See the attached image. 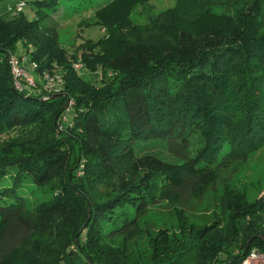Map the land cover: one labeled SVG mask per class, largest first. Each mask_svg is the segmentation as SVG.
I'll return each mask as SVG.
<instances>
[{
    "label": "trees",
    "instance_id": "1",
    "mask_svg": "<svg viewBox=\"0 0 264 264\" xmlns=\"http://www.w3.org/2000/svg\"><path fill=\"white\" fill-rule=\"evenodd\" d=\"M59 1L16 0L0 13V244H18L27 230L19 242L35 255L54 244L46 264H239L253 248L264 256V196L247 202L232 194L223 197L231 218L225 238L218 236L221 220L197 224L176 208L184 235L159 239L174 229H147L149 249L135 259L118 250L114 260L98 248L115 236L123 244L132 240L144 212L162 200L158 192L179 202L180 191L172 196L165 188L183 187L188 179L195 185L201 173L264 145V0H236L252 9L247 23L226 21L219 41L186 58L175 55L120 76L102 61L83 68H101L96 82L66 71L59 96L25 95L13 86L12 56L35 61L39 72L57 71L54 61L71 66L53 49L57 29L44 23ZM113 1L96 10L94 23L105 25L101 12ZM19 2L20 11L8 8ZM209 6V0H176L158 14L193 25ZM18 42L25 48L19 55ZM108 70L116 74L101 88ZM25 261L36 264L30 255Z\"/></svg>",
    "mask_w": 264,
    "mask_h": 264
},
{
    "label": "rangeland",
    "instance_id": "2",
    "mask_svg": "<svg viewBox=\"0 0 264 264\" xmlns=\"http://www.w3.org/2000/svg\"><path fill=\"white\" fill-rule=\"evenodd\" d=\"M15 1L0 0V13L5 12L6 7ZM175 1L115 0L101 12L102 22L105 24L101 27L94 23L93 18L96 10L109 0H60L57 11L51 13L44 23L57 29L58 44L53 49L57 53H63L65 63L70 65L71 62L74 69L71 66L65 69L62 64L55 61L52 68H56L62 74L64 83L67 77L66 71H75L83 75L87 81L96 82L101 78V68H96L92 73L83 68L85 65L91 67L96 63L102 64V61L107 62L109 67H114L118 76L135 75L142 69L152 67L157 61L175 55L186 58L192 49L197 50L199 46L214 44L222 37L221 32L226 21L229 22L231 19L246 21L245 17L249 19L248 12L252 11L249 8L245 9L241 3L236 4V0H209L210 6L199 23L183 24L172 16L158 14L172 7ZM24 10L27 11L29 18H34V13L29 8ZM84 20L86 22L81 23ZM102 36L105 37L99 45L93 47L94 43L91 48L85 50L79 47L89 40L96 41ZM29 47L33 49L31 45ZM75 50L76 56L72 57L71 54ZM24 52L25 48L21 42H18L14 53L19 55ZM48 71L53 73L51 70ZM108 71V75L106 73L101 80L104 83H101V88L110 83L107 77L111 78L116 74L115 71ZM115 84L116 82H113V86ZM66 112L71 115L69 110ZM166 189L172 196H176L175 192L180 191L181 200L171 202L166 198L165 193L158 192V198L162 200L156 201L144 212L140 222V232L134 234L132 240L126 243L131 246L127 248L126 244L121 242V236H115L108 244L106 243V248L98 246L99 253L118 260L114 256L116 251H128L131 258L135 259L141 252L144 253L149 249L147 229L157 231L156 234L166 228L174 229L168 231V237L164 232L161 233L159 239H174L184 235L185 232L181 230L182 221H179L175 214L176 208L183 209V217L197 224L210 218L221 220L223 226H220L218 236L227 237L226 225L228 226L231 218L226 217L228 214L222 208L224 195H240L247 202L264 196V145L254 149L252 154L233 160L218 170L201 173L195 185L192 179H188L183 187L170 185ZM39 193L40 191L35 192V196H39ZM28 235V231L23 229L16 237L18 244L17 242L1 243L0 261L4 264H25V257L28 258L29 255L36 260V264H46L51 261L48 256L53 253L54 244L47 245L49 250L43 255H35L27 250L28 243L19 242ZM134 241L137 243L134 244ZM209 243L207 240L205 244L207 250H211ZM117 246L114 251L108 252ZM260 264H264V258L260 260Z\"/></svg>",
    "mask_w": 264,
    "mask_h": 264
},
{
    "label": "built area",
    "instance_id": "3",
    "mask_svg": "<svg viewBox=\"0 0 264 264\" xmlns=\"http://www.w3.org/2000/svg\"><path fill=\"white\" fill-rule=\"evenodd\" d=\"M24 6V2L17 3L13 8L14 13L20 11ZM25 57L17 58L12 56L9 60L10 72L12 75L13 86L25 95L56 94L62 91L64 84L63 76L59 71L50 73L48 70L38 71V65L35 61L26 63ZM72 105V101H68V106ZM263 253L256 248L250 250L246 258L239 264H260Z\"/></svg>",
    "mask_w": 264,
    "mask_h": 264
},
{
    "label": "water",
    "instance_id": "4",
    "mask_svg": "<svg viewBox=\"0 0 264 264\" xmlns=\"http://www.w3.org/2000/svg\"><path fill=\"white\" fill-rule=\"evenodd\" d=\"M59 95H60L59 93L58 94H53V95L49 96V99L50 98H54V97L59 96Z\"/></svg>",
    "mask_w": 264,
    "mask_h": 264
}]
</instances>
